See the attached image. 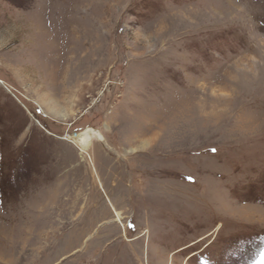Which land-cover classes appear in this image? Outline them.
<instances>
[{"label":"rangeland","instance_id":"rangeland-1","mask_svg":"<svg viewBox=\"0 0 264 264\" xmlns=\"http://www.w3.org/2000/svg\"><path fill=\"white\" fill-rule=\"evenodd\" d=\"M262 253L264 0H0V264Z\"/></svg>","mask_w":264,"mask_h":264},{"label":"bare ground","instance_id":"bare-ground-1","mask_svg":"<svg viewBox=\"0 0 264 264\" xmlns=\"http://www.w3.org/2000/svg\"><path fill=\"white\" fill-rule=\"evenodd\" d=\"M84 30V29H83ZM79 37V36H78ZM90 139H91V141H90ZM105 139V137L104 136H101L100 134H97V135H92V136H90V138L89 139H87V144L89 145V149H88V151H90V150H92L93 149V147L94 146H96V144H95V142L96 141H102V140H104ZM144 140H148L147 138L146 139H144ZM144 140H141V142H144ZM86 143H84V144H86ZM83 144V146L81 147V150L82 151H84V147H85V145ZM87 148V147H86ZM85 148V149H86ZM106 148V147H105ZM94 149H95V147H94Z\"/></svg>","mask_w":264,"mask_h":264},{"label":"snow or ice","instance_id":"snow-or-ice-1","mask_svg":"<svg viewBox=\"0 0 264 264\" xmlns=\"http://www.w3.org/2000/svg\"><path fill=\"white\" fill-rule=\"evenodd\" d=\"M212 151H215V149H212ZM261 260L264 261V253L261 254Z\"/></svg>","mask_w":264,"mask_h":264}]
</instances>
